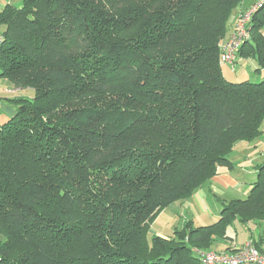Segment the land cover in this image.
Segmentation results:
<instances>
[{"label":"trees","instance_id":"16d2710c","mask_svg":"<svg viewBox=\"0 0 264 264\" xmlns=\"http://www.w3.org/2000/svg\"><path fill=\"white\" fill-rule=\"evenodd\" d=\"M244 1L4 9L0 78L34 96L12 99L0 127V264H201L236 222H264L263 164L215 224L149 238L163 211L234 169L238 143L262 136L264 80L229 81L220 62ZM263 29L264 5L239 52L256 72Z\"/></svg>","mask_w":264,"mask_h":264},{"label":"crops","instance_id":"0c3cea01","mask_svg":"<svg viewBox=\"0 0 264 264\" xmlns=\"http://www.w3.org/2000/svg\"><path fill=\"white\" fill-rule=\"evenodd\" d=\"M258 1L259 0H245L243 2L242 6L237 10L235 17L232 19L226 37L234 32L239 14L250 9ZM23 4L24 0H0V14L8 6L21 8ZM5 30L6 27L1 25L0 31L5 32ZM262 34L264 36V29L262 30ZM222 70L225 78L232 82L251 81L253 72L256 80H264V69L261 72H256L257 63L253 59H243L239 57L235 72L232 71L230 65L226 64L222 65ZM33 96L34 93L32 90L16 89L8 80L0 78V127L14 118L17 113L15 106L11 102L12 99L32 98ZM262 132V136L259 139L253 142H241L235 146L230 155V161L234 166L233 170H228L226 168L220 169L218 175L199 189L192 198L177 202L165 210L167 211L171 208H173V210L177 208L182 209L185 207L184 213H186L187 216L185 215L186 217H184V220L183 217H178L181 223L172 228L173 233L175 230L180 229L184 222L189 221L193 222L196 227L211 226L220 219L224 204L233 200H244L249 196L247 195L245 198L242 192H246L248 187H251V185L256 182L258 177L257 167L264 164V126L262 127ZM239 166L241 170L237 169ZM186 207H188L189 210L194 207L197 215L193 216L189 211L186 212ZM250 224L257 226L256 232L253 235L250 237L245 236L244 230L242 229L244 226H240L242 224L236 222L228 229V239L219 240L213 250L220 252L235 248L240 249L248 242H253L264 252V233L260 231L262 227L264 229V222H260L259 224L252 222ZM247 229L249 230V228ZM173 233L165 234L156 231L155 235L164 239H169L172 237Z\"/></svg>","mask_w":264,"mask_h":264},{"label":"built area","instance_id":"2783aa9c","mask_svg":"<svg viewBox=\"0 0 264 264\" xmlns=\"http://www.w3.org/2000/svg\"><path fill=\"white\" fill-rule=\"evenodd\" d=\"M264 5V0H259L250 9L239 14L234 32L226 38L221 47L220 62L230 65L233 72L242 47L251 39L250 26L255 14ZM5 42L4 34L0 31V49ZM201 264H264V253L253 242H248L241 249L227 253L198 252Z\"/></svg>","mask_w":264,"mask_h":264},{"label":"rangeland","instance_id":"374dc122","mask_svg":"<svg viewBox=\"0 0 264 264\" xmlns=\"http://www.w3.org/2000/svg\"><path fill=\"white\" fill-rule=\"evenodd\" d=\"M251 82L252 83H259L260 82V80H256V78L254 77V72L251 75ZM237 169L238 170H241V167L239 166ZM250 188H252V187H248V190L246 192H242V195H245L244 196L245 198H246L247 195L250 194V192H251V189ZM186 208H187L185 210L186 212L189 211V213H192L193 216H196L197 215V212L194 209V207L191 208V210H189L188 207H186ZM184 209H185V207L182 208V209L177 208V209H174V210H173V208H171V209H168L165 212L163 211L164 213L162 212L163 214L161 213L162 215H160L157 218V220L153 223V225L151 226L149 238H151V236H154L156 231L163 232L165 234H171V233H173L172 228L174 226L178 225V224L180 225V223H181L180 218L183 217V220H184V217L187 216L186 213H184ZM178 217H180V218H178ZM254 223L259 224L260 222H254ZM240 226H244V227H242V229L244 230V235L245 236H248V237H250L251 235H253L256 232V229H257V226H255L254 224H250V223L247 224V226H245V225H240ZM247 228H249V230ZM260 231H261V233H264L263 227H262V229ZM235 250H238V249L235 248V249L226 250V251L223 250V251H220V252H217V251L212 250V252L227 253V252H233Z\"/></svg>","mask_w":264,"mask_h":264}]
</instances>
